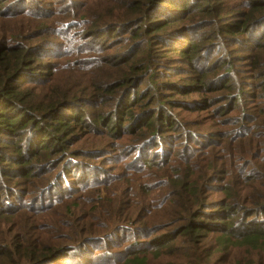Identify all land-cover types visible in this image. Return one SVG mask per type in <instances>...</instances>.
Listing matches in <instances>:
<instances>
[{
  "label": "trees",
  "instance_id": "obj_1",
  "mask_svg": "<svg viewBox=\"0 0 264 264\" xmlns=\"http://www.w3.org/2000/svg\"><path fill=\"white\" fill-rule=\"evenodd\" d=\"M165 1L171 4L173 15L157 18V10ZM47 2L55 6V12L43 14L36 8L0 14V264H48L65 255L66 249L98 252V257L107 259L113 255L105 253L110 247L130 246L135 250L120 259L97 262L88 257L89 263L151 264L154 251H171L184 244L190 254L205 247L214 231H210V215L202 212L199 217H190L196 207L219 204L221 209L231 211L234 220L240 215L248 220L264 218V176H250L247 170L234 174L241 154L232 148L218 146L221 154L229 157L226 162L220 161V167L215 162L200 167L204 173L210 170L201 185H193L188 175L172 177L169 168L149 174L129 165L137 175L130 177L121 191L111 170L99 165L108 146L126 144L131 150L141 144L139 154L144 155L147 145L159 139L160 119L165 118L169 131L181 129L167 110L176 103L163 97L156 104L161 96L160 85L150 77V58L154 55L161 58L174 52L173 56L185 61L187 68L179 72L191 75L189 88L194 86L196 93L210 96V102L203 103L216 107L230 101V108L221 109V115L264 108V97L255 89L254 108L246 106V100L238 109L242 89L231 80L238 54L223 49L217 52L213 42L203 43L198 49L195 38L179 44L172 40L181 27L187 25L186 31L198 29V23L211 30L209 40H222V36L236 40L246 35L250 43H255L246 49L255 54L252 72L257 74L260 62H264V33L256 35L264 30V0H237L227 9L224 7L234 0H113L108 20L89 3L77 14L67 7L82 0ZM222 16L227 20L220 25L223 31L219 28ZM17 19L21 20V30L34 27L38 32L22 38L14 24ZM112 27L113 39L99 35L102 29ZM72 28L78 30V36L87 37L83 45L74 47V36L69 32ZM92 37L107 43L117 40L110 47H102H108L109 60L97 62L93 58L95 54L87 48ZM155 40L162 46L154 51ZM211 52L227 57L225 65H200L192 70L196 57ZM263 77L258 75L250 81L261 80L260 92L264 94ZM189 88L177 91L187 95ZM158 112L159 117H155ZM250 129L249 136L261 138L264 117L250 119ZM217 138L215 134L211 140H204ZM214 152L211 149L208 155ZM144 162L154 161L151 156ZM92 168L104 175L102 187L98 179L88 175ZM54 190L60 193L45 199ZM166 191L170 192L168 201L162 198ZM12 203L16 204L14 208H5ZM89 205L94 206L96 214L89 219L76 215ZM236 206L242 207L241 214ZM166 213L171 221H157ZM40 223L45 226L38 229ZM234 227L226 223L217 231L220 245L210 249L205 264L221 246L231 245L238 250L250 249L248 264H263L264 230L232 236ZM117 237L123 240L121 245L114 241ZM62 261L67 262V257Z\"/></svg>",
  "mask_w": 264,
  "mask_h": 264
},
{
  "label": "rangeland",
  "instance_id": "obj_2",
  "mask_svg": "<svg viewBox=\"0 0 264 264\" xmlns=\"http://www.w3.org/2000/svg\"><path fill=\"white\" fill-rule=\"evenodd\" d=\"M35 1L39 5H37ZM236 1L237 0H234L231 5L224 7V9L235 5ZM112 2L113 0H82V2H78L77 5L68 4L67 7L71 10V12L77 14L81 9V6L89 3V5L98 13L105 15L104 20H108ZM36 8H40V12L43 14H49L56 11L54 9L55 6L51 4V2H47V0H0V14H12L18 11H26ZM171 9V4L165 1L164 5L161 6L159 10H157V18L164 15L170 17L173 15V9ZM223 17L224 16L221 17V21L219 22V28L220 25L225 24L227 21ZM14 24L18 30V35L22 38L29 35L30 32H38L34 29V27L21 30L20 19L15 20ZM185 27H187V25L181 27L178 36L175 35L172 40L179 44L181 41L183 43L185 40H192V38H195L198 49H200L203 43L213 42L217 52L223 49L226 51H232L233 55H239L238 57L234 58L233 72L231 76L232 82L242 89L241 94L239 95L241 99L238 109L239 106L246 100L249 102V104L246 102L245 105H249L250 108H254L252 104L253 98L256 97L254 90L257 89V94L261 95V97H264V94L260 92L262 87V82H260L261 80H258L257 82L256 80L255 82L250 81V78L257 77L258 75H264V62L262 61L259 64V72L257 74L252 72V58L255 56V54L253 55L251 51L246 49V47H253L255 43H250V40L245 38L246 35H243L241 38L236 40L226 36L220 37L222 40H209L211 30L203 23L197 24L198 29H189L186 31L187 28ZM1 28L2 25L0 23V29ZM9 29H12V27H9ZM69 32H71L74 36V47L83 45L85 41H87V37L85 35L82 37L78 36V30L75 28H72ZM81 32L83 33L84 30H81ZM114 32L115 28L113 27L108 30L105 28L99 32V35H105L103 37L107 36L111 38V36L114 35ZM263 33L264 30L261 32L259 31L256 33V35L259 36ZM91 39L92 42L89 46H87V48H90V50L93 51L92 54H95V57L93 58L97 62L109 60L107 48L113 44H116L117 40L107 43L105 40L98 39L97 37H92ZM226 39L227 42L223 41ZM20 41L22 40H19V42ZM168 43L172 44L170 40ZM161 44V42L155 40L153 44V50H157V47L162 46ZM105 45L108 47L103 50L102 47ZM217 52L204 53L200 56V58L196 57V60L192 63V70L196 67L200 68V65H204L205 67L217 64L222 66L225 65L227 62V57H219L216 55ZM110 53H112V51ZM173 55H175L174 52H169L166 54V56H162L161 58H159L158 55L152 56L150 58V62L152 64L151 71L153 72L151 73L150 77H154L157 81L156 85H160L158 91H160L161 98L157 99L156 104L161 102L163 97L172 99V102L176 103L172 106H168L167 110L172 113V119H175L173 121L181 126V129L169 131L167 130L168 127H166L165 118L160 119L157 125L159 133L156 135V138L159 139L147 145V147L144 149V155L139 154V147L141 144H135L131 150L129 149L130 145L126 144H119L116 147L108 146L109 148L105 149L104 158L99 162L100 167L111 170L110 172L112 176L115 177L116 184L118 187H120L121 191H123L125 187L124 183L127 182L130 177H135L137 175V173H133L134 171L132 169L128 168L129 165H133L135 169L138 170H145L149 174L156 173L158 170L161 172L169 168L172 177L176 175L179 177H185L188 175L189 180L193 185H201V183L206 180L205 178L207 175L210 174V170L207 173L201 172L200 167L203 164L211 165V163L215 162L217 164L219 163L220 167V161L226 162L229 160V157L223 156V154H221L218 148V146L221 145L228 150L232 148L236 151V153L241 154L239 158L241 162L240 164H237L239 168L234 170V174L237 172L242 173L243 171L247 170L250 176H264V130L259 129V133H263L261 138H256L252 135L249 136L251 132L250 119H257L260 116L264 117V108L258 109L257 111H250V109L245 111L239 109L238 113L236 114L221 115V109L224 108L228 110V108H230V101L221 102L216 107H210L209 104L203 103L210 102V96H203L202 94L196 93L194 86L189 88V85L193 83L191 80V75L184 76L179 72V69L187 68L185 67V61L180 60L177 58V56ZM164 57H167L168 59L165 60ZM185 86L189 88L187 95H185L184 92L177 91L178 88H183ZM262 107H264V103L262 104ZM153 108L154 111L157 112V105L154 104ZM146 116L147 115L143 116V118L140 120H143ZM155 117H159V112ZM215 134H218V138L215 141L207 142L204 140L206 138L211 140V137ZM93 141L95 144L100 145V142L96 138H93ZM204 145L206 149L201 150V146ZM257 145H259L258 149L256 148ZM211 149H214L215 152L211 155H208ZM151 156L154 162L151 164L145 163L144 161ZM88 175L90 177L94 176L95 179H98V181L101 182L100 187H102L101 185L105 180V177L102 173H100L97 169L92 168L89 169ZM201 178L202 180L199 181ZM214 184L221 185L220 182H214ZM59 193V190L48 192L45 195V199L56 197V195ZM18 195L20 194L18 193ZM105 196L106 194L103 195V197ZM162 198L164 201H168L170 198V192H164ZM39 199L45 200L42 199V197ZM252 200L253 199L251 197L250 191V203ZM14 205L16 204L12 203L5 208L11 210L15 207ZM0 207L2 206L0 205ZM235 208H237V211L239 214H241L243 210L242 207L236 206ZM204 209L201 207H196L192 209L189 215L191 218L199 217L202 212L203 214L210 215L208 223L210 226V231L214 232H210L212 235L211 237L213 238L210 237L207 240L205 247L195 250L190 254V248H188V245L184 244L174 246L171 251H154L150 256L151 264H205L207 262V255L210 254V249L220 245L218 239L220 236L217 234V231L226 223L235 224L234 231L230 232V235L232 236L243 234L248 230H264V218L261 216H256L258 219L250 218V220H248L247 217L241 219L240 215L239 218L234 220L232 219L231 211L225 208L221 209L219 204H215ZM96 213L97 211L94 210L93 205H89L83 211H76V215H83L86 219H89L91 214ZM171 220L172 217L168 213L157 218V221L160 222ZM43 226H45V223H40L37 228L39 229ZM242 238H244V236ZM114 241L120 245L123 243L121 237L115 238ZM108 243H111V241ZM236 248L237 247H234L233 245H231L229 248L221 246L218 252L211 256V258L208 260L209 264H248L247 261H250V249L238 250ZM134 250L135 248H133V246H130L127 249H125V247H121L119 249L110 247V249L105 253L107 255L113 254L114 256L112 255L107 259H102L98 257V254H100L98 252H95L94 254L89 252L74 253L69 249H66L63 250L65 255L61 256L57 260L49 262L48 264H90L88 257L90 259L97 260V262L104 260L109 262L120 259L127 254H130ZM64 257H67V262L62 261Z\"/></svg>",
  "mask_w": 264,
  "mask_h": 264
}]
</instances>
